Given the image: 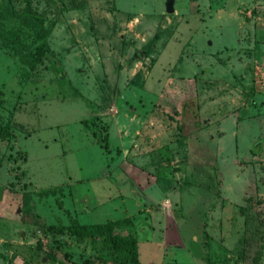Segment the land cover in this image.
<instances>
[{
    "label": "rangeland",
    "instance_id": "obj_1",
    "mask_svg": "<svg viewBox=\"0 0 264 264\" xmlns=\"http://www.w3.org/2000/svg\"><path fill=\"white\" fill-rule=\"evenodd\" d=\"M164 2L0 0V264H264V0Z\"/></svg>",
    "mask_w": 264,
    "mask_h": 264
},
{
    "label": "trees",
    "instance_id": "obj_2",
    "mask_svg": "<svg viewBox=\"0 0 264 264\" xmlns=\"http://www.w3.org/2000/svg\"><path fill=\"white\" fill-rule=\"evenodd\" d=\"M7 126L0 127V138L4 139L8 136ZM53 191V190H51ZM60 206L61 202L57 201ZM70 219V225L68 226L70 232L78 236H99L102 238L104 246L110 249L113 253L114 259L118 263L126 264H138V259L135 254L134 241L129 237H122L117 234H113L110 224H79L76 225L73 218Z\"/></svg>",
    "mask_w": 264,
    "mask_h": 264
},
{
    "label": "water",
    "instance_id": "obj_3",
    "mask_svg": "<svg viewBox=\"0 0 264 264\" xmlns=\"http://www.w3.org/2000/svg\"><path fill=\"white\" fill-rule=\"evenodd\" d=\"M164 10L167 13H172L173 12V0H165L164 2ZM18 211V210H17ZM43 230V226H36L35 227V232H41ZM23 232H20V236H22Z\"/></svg>",
    "mask_w": 264,
    "mask_h": 264
}]
</instances>
